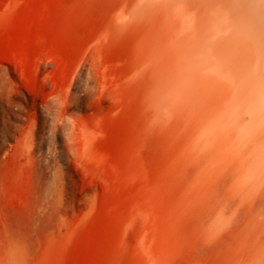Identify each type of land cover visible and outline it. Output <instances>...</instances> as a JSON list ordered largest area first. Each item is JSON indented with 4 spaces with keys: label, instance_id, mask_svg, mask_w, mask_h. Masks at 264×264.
<instances>
[{
    "label": "rangeland",
    "instance_id": "1",
    "mask_svg": "<svg viewBox=\"0 0 264 264\" xmlns=\"http://www.w3.org/2000/svg\"><path fill=\"white\" fill-rule=\"evenodd\" d=\"M0 264H264V0H0Z\"/></svg>",
    "mask_w": 264,
    "mask_h": 264
},
{
    "label": "bare ground",
    "instance_id": "2",
    "mask_svg": "<svg viewBox=\"0 0 264 264\" xmlns=\"http://www.w3.org/2000/svg\"><path fill=\"white\" fill-rule=\"evenodd\" d=\"M219 221V220H218Z\"/></svg>",
    "mask_w": 264,
    "mask_h": 264
}]
</instances>
